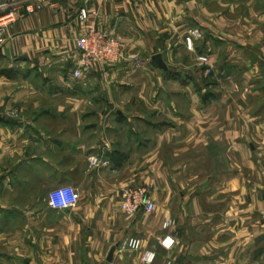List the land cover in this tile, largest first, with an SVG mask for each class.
I'll return each mask as SVG.
<instances>
[{"label": "crops", "instance_id": "crops-1", "mask_svg": "<svg viewBox=\"0 0 264 264\" xmlns=\"http://www.w3.org/2000/svg\"><path fill=\"white\" fill-rule=\"evenodd\" d=\"M44 2L0 47V264H144L146 250L147 264H264V0ZM82 8L142 64L73 77ZM129 184L151 213L119 208ZM59 185L76 206L48 205Z\"/></svg>", "mask_w": 264, "mask_h": 264}, {"label": "built area", "instance_id": "built-area-1", "mask_svg": "<svg viewBox=\"0 0 264 264\" xmlns=\"http://www.w3.org/2000/svg\"><path fill=\"white\" fill-rule=\"evenodd\" d=\"M44 0H11L9 3L2 4L8 10L0 16V47L5 43V31L8 25L14 22L18 17V11L24 9L26 12L40 10L44 5ZM78 18L85 21L84 34L76 42L78 57L76 64L72 69V76L78 78L84 68H89L97 63L116 64L127 56H124L117 39L107 32L96 27L95 23L90 20L88 12L82 8L79 10ZM194 36H198L196 30L192 31L185 37V46L190 49ZM127 59L134 62L136 66L142 64V60L135 56L129 55ZM197 62L200 65L207 66L209 58L204 55L197 56ZM206 67L205 73H209ZM13 114V112H12ZM107 160H100L92 156L89 158V166H106ZM79 200V194L71 185H59L50 189L47 193V203L53 209H67L76 206ZM119 208L128 215L148 214L154 209V202L143 185L129 184L121 188L119 194ZM175 225L172 218H165L161 224L162 229L168 230ZM137 241L134 245H137ZM174 243L171 233L165 234L160 244L166 249H170ZM154 258V252L146 250L142 255L144 264L150 263ZM166 264H170L168 261Z\"/></svg>", "mask_w": 264, "mask_h": 264}, {"label": "water", "instance_id": "water-1", "mask_svg": "<svg viewBox=\"0 0 264 264\" xmlns=\"http://www.w3.org/2000/svg\"><path fill=\"white\" fill-rule=\"evenodd\" d=\"M158 66L164 68V63L162 61V58H161V55L159 53H156L154 55H152V58H151ZM7 121H12L11 118H6ZM115 249V246H112L107 254V260H111L112 258V254H113V251Z\"/></svg>", "mask_w": 264, "mask_h": 264}, {"label": "rangeland", "instance_id": "rangeland-1", "mask_svg": "<svg viewBox=\"0 0 264 264\" xmlns=\"http://www.w3.org/2000/svg\"><path fill=\"white\" fill-rule=\"evenodd\" d=\"M229 1H231V0H229ZM240 6H241V3H240ZM218 11L219 12H225V11H228L226 8H223V9H218ZM242 13V9H241V7H238V9L236 10V13ZM191 33V32H190ZM190 33H188V35L190 34ZM186 37V36H185ZM185 37H184V43H185ZM193 43V42H192ZM202 66H204V65H202ZM206 67H208L209 68V66L207 65V66H204V73H205V69H206ZM210 70V69H209ZM210 72V71H209ZM206 74V73H205ZM207 74H209V73H207ZM206 74V75H207ZM40 189V190H39ZM39 189L38 190H36V192H35V194L36 195H40V194H42V192L44 191V193L43 194H45V189L44 190H42L40 187H39ZM52 189V188H51ZM49 191V190H48ZM48 191H47V193H48Z\"/></svg>", "mask_w": 264, "mask_h": 264}]
</instances>
